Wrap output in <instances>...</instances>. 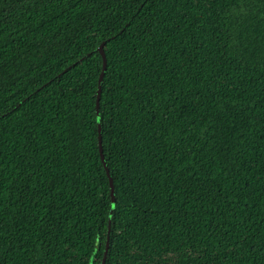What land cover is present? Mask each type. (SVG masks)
Instances as JSON below:
<instances>
[{
  "label": "trees",
  "instance_id": "16d2710c",
  "mask_svg": "<svg viewBox=\"0 0 264 264\" xmlns=\"http://www.w3.org/2000/svg\"><path fill=\"white\" fill-rule=\"evenodd\" d=\"M107 237L104 264H264V0H0V264Z\"/></svg>",
  "mask_w": 264,
  "mask_h": 264
},
{
  "label": "water",
  "instance_id": "95a60500",
  "mask_svg": "<svg viewBox=\"0 0 264 264\" xmlns=\"http://www.w3.org/2000/svg\"><path fill=\"white\" fill-rule=\"evenodd\" d=\"M98 53L101 56L102 59V70L101 73L99 75V79H98V90H97V100H96V115H97V122H98V133H100V124H99V113H98V101H99V94H100V85H101V81H102V77L104 75L105 69H106V59L104 56V52H103V44H101L98 48H97ZM99 137V153H100V158L102 161V164L105 168L108 180H109V185H110V197H111V211L114 209V204H115V196H114V189H113V184H112V180L111 177L108 174L107 168H106V163L105 160L103 159L102 156V152H101V145H100V136ZM109 217H111V214L109 215ZM109 234V227L107 230V235ZM108 251V237H107V242L105 243V250H104V254H103V259L101 264L105 263V258H106V254Z\"/></svg>",
  "mask_w": 264,
  "mask_h": 264
}]
</instances>
